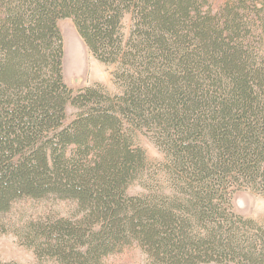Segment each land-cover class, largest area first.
<instances>
[{"label":"trees","instance_id":"obj_1","mask_svg":"<svg viewBox=\"0 0 264 264\" xmlns=\"http://www.w3.org/2000/svg\"><path fill=\"white\" fill-rule=\"evenodd\" d=\"M63 19L115 93L64 83ZM241 187L264 197V0H0V232L18 202L70 207L18 232L38 264H264Z\"/></svg>","mask_w":264,"mask_h":264},{"label":"rangeland","instance_id":"obj_2","mask_svg":"<svg viewBox=\"0 0 264 264\" xmlns=\"http://www.w3.org/2000/svg\"><path fill=\"white\" fill-rule=\"evenodd\" d=\"M58 28L63 37V79L64 83L73 90L100 84L115 93L116 87L112 83L114 66L105 65L97 61L89 53L80 39L72 21L63 19L58 21ZM131 26L130 16L123 19V32L128 35ZM76 110L70 105L66 108L65 124L75 118ZM137 144L146 153L148 162L153 167L162 162L163 155L153 145L149 134L138 133ZM145 191L139 183H133L127 194L138 196ZM233 212L245 219L264 222V197L248 188H240L232 198ZM68 204L50 200H26L18 202L10 214L6 231L0 232V261L17 264H38L34 250L24 245L18 237V232L28 220H35L44 216H62L69 210ZM145 257L137 248L126 249L118 256L109 257L103 264H144Z\"/></svg>","mask_w":264,"mask_h":264}]
</instances>
